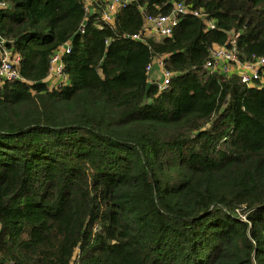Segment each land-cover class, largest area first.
Instances as JSON below:
<instances>
[{"label":"trees","instance_id":"trees-1","mask_svg":"<svg viewBox=\"0 0 264 264\" xmlns=\"http://www.w3.org/2000/svg\"><path fill=\"white\" fill-rule=\"evenodd\" d=\"M104 1L0 0L20 58L0 86V264H264V88L204 69L236 33L241 60L264 57V0H136L100 24ZM179 2L214 29L130 39Z\"/></svg>","mask_w":264,"mask_h":264},{"label":"built area","instance_id":"built-area-1","mask_svg":"<svg viewBox=\"0 0 264 264\" xmlns=\"http://www.w3.org/2000/svg\"><path fill=\"white\" fill-rule=\"evenodd\" d=\"M98 0H81L84 11H89L92 4ZM136 0H105L102 10L98 14L100 24H111L114 15L125 5ZM0 7H4L0 4ZM191 16L200 19L206 30L214 29V22L206 19V14L201 9H191L183 3H175L170 11L165 15L147 16L144 19L141 31L137 35L131 36V40L145 41L149 37L167 38L171 35L173 28L180 19ZM81 32V30H79ZM238 34H233L228 42L223 46H214L209 51L208 60L204 64V69L209 74H216L223 77L235 76L246 88H264V57L251 61L241 60L236 47ZM69 52V43L59 46L49 57L45 86L49 90L58 91L67 86V77L62 73V57ZM19 55L4 46L0 39V86L4 82L20 80L18 75ZM153 66H156L160 73L159 80H153ZM145 74L148 83L154 85L157 91L166 89L171 74L162 68L161 58H153L145 67Z\"/></svg>","mask_w":264,"mask_h":264},{"label":"crops","instance_id":"crops-1","mask_svg":"<svg viewBox=\"0 0 264 264\" xmlns=\"http://www.w3.org/2000/svg\"><path fill=\"white\" fill-rule=\"evenodd\" d=\"M153 80H159L160 79V73L156 66H153L152 74L150 76ZM45 80V79H44ZM44 82V81H43ZM45 84V82H44ZM49 90V89H48Z\"/></svg>","mask_w":264,"mask_h":264}]
</instances>
